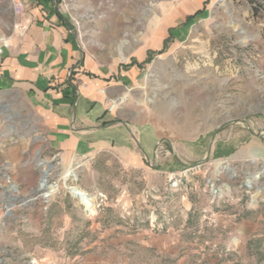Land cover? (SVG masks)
<instances>
[{"label": "rangeland", "instance_id": "374dc122", "mask_svg": "<svg viewBox=\"0 0 264 264\" xmlns=\"http://www.w3.org/2000/svg\"><path fill=\"white\" fill-rule=\"evenodd\" d=\"M0 5L1 46L11 12ZM56 5L85 53L136 70L119 121L146 122L154 111L169 140L141 128V157L62 164L33 128L6 129L0 264H264V174L249 179L264 170V0ZM39 160L52 165L47 199ZM66 170L75 177L63 182ZM66 186L93 198L92 211Z\"/></svg>", "mask_w": 264, "mask_h": 264}, {"label": "crops", "instance_id": "0c3cea01", "mask_svg": "<svg viewBox=\"0 0 264 264\" xmlns=\"http://www.w3.org/2000/svg\"><path fill=\"white\" fill-rule=\"evenodd\" d=\"M22 2L23 14L14 17L8 0H0L11 12L10 25L19 19L27 27L22 37L1 41L0 154L6 129L20 125L33 128L49 160L62 164L103 153L141 157V128L152 130L156 142L169 140L158 131L154 111L146 122H136L139 114L132 121L117 117L131 106L122 99L134 90L136 70L123 71L85 53L56 0ZM12 149L17 153L19 146Z\"/></svg>", "mask_w": 264, "mask_h": 264}, {"label": "bare ground", "instance_id": "6f19581e", "mask_svg": "<svg viewBox=\"0 0 264 264\" xmlns=\"http://www.w3.org/2000/svg\"><path fill=\"white\" fill-rule=\"evenodd\" d=\"M116 52H117V56H118V61L120 62V61H124L125 59H124V57L122 56V51H121V47H120V45L119 46H117L116 47ZM126 98V97H125ZM124 98V99H125ZM123 102V101H122ZM38 165H40L39 167H38ZM37 167L39 168V170H41V175H43V173H44V171L46 170L45 168H46V163H44L43 161H41V160H39V161H37ZM78 168V167H77ZM220 169H222V168H219V170ZM218 173H219V171H218ZM261 174H264V170L262 171V172H260L259 174H257V175H254V176H251V177H249V179H250V182L251 181H257V179H259V177H260V175ZM75 177V174H74V172L73 171H71V170H66L65 172H64V174H63V182H65V180L68 178V177ZM6 179V181L7 182H9V178L8 177H6L5 178ZM46 179V178H45ZM38 185H39V187L38 188H42V184H41V180L39 181V183H38ZM66 189L69 191V193L74 197V198H76L84 207H85V209L86 210H88V211H92V209H93V206H94V199L93 198H91V197H89L87 194H85L81 189H77L76 187H71V186H66ZM56 190V186L54 187V186H49L48 187V189H47V191H45V193H44V198L45 199H47L48 197H49V195L51 194V193H53L54 191ZM263 190V189H262ZM15 191V190H14ZM228 192V186H226V185H224L223 187H221V188H219V189H217V191L215 192L214 190H212V194L213 193H217L218 195H222V192ZM74 192H77V193H81L82 194V197H79V198H77V197H75L74 196ZM260 191H258L257 193H259ZM254 199V198H253ZM13 200H15L14 198H13ZM25 201V200H24ZM12 206V205H11Z\"/></svg>", "mask_w": 264, "mask_h": 264}, {"label": "built area", "instance_id": "2783aa9c", "mask_svg": "<svg viewBox=\"0 0 264 264\" xmlns=\"http://www.w3.org/2000/svg\"><path fill=\"white\" fill-rule=\"evenodd\" d=\"M8 3L14 17H20L23 14L25 6L23 5L22 0H8ZM26 30H27L26 25H24L22 21H20L19 19H16L14 20V23L11 26L10 36L22 37V35L25 33Z\"/></svg>", "mask_w": 264, "mask_h": 264}, {"label": "water", "instance_id": "95a60500", "mask_svg": "<svg viewBox=\"0 0 264 264\" xmlns=\"http://www.w3.org/2000/svg\"><path fill=\"white\" fill-rule=\"evenodd\" d=\"M39 166L40 165H38V167ZM51 168H52V165L50 163L46 164V168H45L46 170L44 171L43 175H41V178H40L41 184H42L41 185L42 188H38V191H46L47 190V186L45 184V182H46V179L45 178H47V176L49 174V170ZM74 196L77 197V198H79V197H82V194L81 193L74 192Z\"/></svg>", "mask_w": 264, "mask_h": 264}]
</instances>
